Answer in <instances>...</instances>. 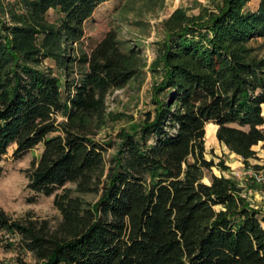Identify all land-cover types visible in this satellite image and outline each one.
Returning <instances> with one entry per match:
<instances>
[{"label": "trees", "instance_id": "1", "mask_svg": "<svg viewBox=\"0 0 264 264\" xmlns=\"http://www.w3.org/2000/svg\"><path fill=\"white\" fill-rule=\"evenodd\" d=\"M105 1L0 0V156L42 144L27 187L54 193L60 213L51 226L0 207L5 246L37 264H264V217L244 186L223 174L203 181L205 170L229 168L205 158L209 123L245 166L264 169L252 148L264 144V57L249 45L264 38V0L255 10L251 0H212L196 14L172 11L150 64L161 74L152 109L118 130L109 159L111 143L95 138L105 98L141 79L146 63L113 29L89 51L74 47Z\"/></svg>", "mask_w": 264, "mask_h": 264}, {"label": "rangeland", "instance_id": "2", "mask_svg": "<svg viewBox=\"0 0 264 264\" xmlns=\"http://www.w3.org/2000/svg\"><path fill=\"white\" fill-rule=\"evenodd\" d=\"M257 0H251L247 9L255 10ZM212 0H107L100 3L91 18L84 22V36L80 44L86 51L102 38L103 34L113 29L123 47H136L140 50L146 66L143 77L139 80L130 81L123 88L109 92L105 98L106 119L105 124L98 131L95 138L99 141L111 143L105 157L109 159L115 151L117 140L115 134L120 128H130L137 124L143 113L152 109V96L154 85L161 78L160 72H153L150 64L157 55L158 43L165 37L164 20L176 8H182L188 14H196L204 8H212ZM49 17L53 19L55 14L49 10ZM252 54L256 57H264V38H255L249 42ZM75 54V53H74ZM44 65L53 68L59 73L51 59H46ZM63 80L64 78L61 77ZM264 112V106H263ZM58 119H64L59 114ZM211 124L205 129V158H213L217 162L220 158L229 168L221 172L212 167L205 170L203 181L208 182L212 174L225 175L238 181L244 186V194L247 196L252 207L264 217V169L255 172L245 166L240 156L232 153L226 146L218 142L215 134L212 135ZM15 145L7 148V152L0 156V207L14 219L26 217L46 219L51 226H55L60 220V213L56 209L51 195L39 194L27 187V176L24 172L29 168L31 161L38 157L42 144L36 145L23 155L14 156ZM257 157L264 156V144L261 142L252 147ZM250 164L261 163L260 160L249 159ZM65 187L74 188V184L67 183ZM58 189L56 192H61ZM78 194V193H74ZM87 201H95L97 196L93 194H80ZM264 226V221L262 222ZM0 232V264H16L21 258L26 264H37L29 252H20L15 246H5V237Z\"/></svg>", "mask_w": 264, "mask_h": 264}, {"label": "bare ground", "instance_id": "3", "mask_svg": "<svg viewBox=\"0 0 264 264\" xmlns=\"http://www.w3.org/2000/svg\"><path fill=\"white\" fill-rule=\"evenodd\" d=\"M208 125H209V124H208ZM210 127L212 128V135L215 134V131H216V125L211 124ZM205 136H206V134H205Z\"/></svg>", "mask_w": 264, "mask_h": 264}, {"label": "crops", "instance_id": "4", "mask_svg": "<svg viewBox=\"0 0 264 264\" xmlns=\"http://www.w3.org/2000/svg\"><path fill=\"white\" fill-rule=\"evenodd\" d=\"M257 2H258V0H257Z\"/></svg>", "mask_w": 264, "mask_h": 264}]
</instances>
